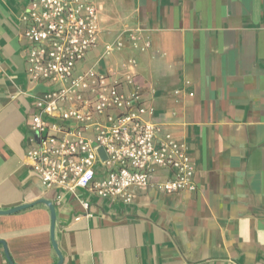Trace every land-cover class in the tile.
<instances>
[{
    "label": "crops",
    "instance_id": "0c3cea01",
    "mask_svg": "<svg viewBox=\"0 0 264 264\" xmlns=\"http://www.w3.org/2000/svg\"><path fill=\"white\" fill-rule=\"evenodd\" d=\"M96 1L104 50L93 64L122 41L105 63L188 143L197 189L133 188L131 203L92 196L85 209L81 188L58 204L26 159L42 89L27 76L30 0H0V209L33 204L0 214L12 264L59 260L41 199L55 204L61 264H264V0ZM0 264H11L1 243Z\"/></svg>",
    "mask_w": 264,
    "mask_h": 264
},
{
    "label": "built area",
    "instance_id": "2783aa9c",
    "mask_svg": "<svg viewBox=\"0 0 264 264\" xmlns=\"http://www.w3.org/2000/svg\"><path fill=\"white\" fill-rule=\"evenodd\" d=\"M99 11L96 0H30L21 14L27 76L42 87L27 122L28 165L58 204L86 190L85 209L92 196L131 203L133 188L195 191L190 146L157 124L140 91L126 90L132 78L83 65L102 40ZM104 46L109 56L122 41Z\"/></svg>",
    "mask_w": 264,
    "mask_h": 264
},
{
    "label": "water",
    "instance_id": "95a60500",
    "mask_svg": "<svg viewBox=\"0 0 264 264\" xmlns=\"http://www.w3.org/2000/svg\"><path fill=\"white\" fill-rule=\"evenodd\" d=\"M99 151H100V154H101L102 158L105 159L106 158V152H105L104 147H100ZM39 203H44L47 206H49V208H50V211H51V214H52L51 231H52V237H53V246L55 247V249L57 251V254H58V257H59V260H58V262L56 264H61L63 262V255L60 252L59 247H57V243L55 241V231H54V229H55V222H56V219H57L55 204L50 199H48V200L41 199V200H39ZM32 205L33 204H23V205L15 206L13 208H9V209H0V214H13V213H15L17 211L29 208ZM0 243L3 244L4 249L6 250V254H7L8 260L12 264V261H11L8 249L6 248L5 242L3 240H0Z\"/></svg>",
    "mask_w": 264,
    "mask_h": 264
},
{
    "label": "rangeland",
    "instance_id": "374dc122",
    "mask_svg": "<svg viewBox=\"0 0 264 264\" xmlns=\"http://www.w3.org/2000/svg\"><path fill=\"white\" fill-rule=\"evenodd\" d=\"M97 49H98V52L97 51H94V52L89 53L87 55L86 62H85L86 63V66L92 67L94 65L93 64L94 61L98 57V53L99 52L102 53L103 50H104V48H102V47H98ZM97 49H95V50H97ZM112 56H113V54L112 55L110 54L109 56H106L101 62H99L98 64H96L97 65L96 69L99 70V71H102L105 68L106 69V72L110 71L111 70V67H112V64L111 65H107L105 62L108 61V60H110V58H112ZM83 65L85 66V64H83ZM112 70L114 71V74H115L114 77L115 78H117V79H121L122 78V74H121L120 68H113ZM106 72H103V73H106ZM126 86L127 85L125 83V87Z\"/></svg>",
    "mask_w": 264,
    "mask_h": 264
}]
</instances>
